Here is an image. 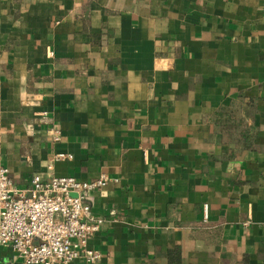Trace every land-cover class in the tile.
I'll list each match as a JSON object with an SVG mask.
<instances>
[{
  "label": "crops",
  "instance_id": "obj_1",
  "mask_svg": "<svg viewBox=\"0 0 264 264\" xmlns=\"http://www.w3.org/2000/svg\"><path fill=\"white\" fill-rule=\"evenodd\" d=\"M0 167L109 178L92 264H264V0H0Z\"/></svg>",
  "mask_w": 264,
  "mask_h": 264
},
{
  "label": "built area",
  "instance_id": "obj_2",
  "mask_svg": "<svg viewBox=\"0 0 264 264\" xmlns=\"http://www.w3.org/2000/svg\"><path fill=\"white\" fill-rule=\"evenodd\" d=\"M70 158L57 153L52 160ZM108 182L104 174L89 182L72 177L42 181L33 176L29 188L21 190L0 167V246H9L22 264H70L78 258L96 262L99 254L87 242L103 221L91 215L81 193L99 190ZM202 213L206 221L207 205Z\"/></svg>",
  "mask_w": 264,
  "mask_h": 264
}]
</instances>
